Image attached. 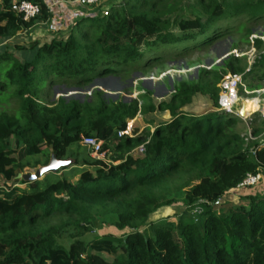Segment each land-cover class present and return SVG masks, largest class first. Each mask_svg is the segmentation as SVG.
Here are the masks:
<instances>
[{
    "label": "trees",
    "instance_id": "16d2710c",
    "mask_svg": "<svg viewBox=\"0 0 264 264\" xmlns=\"http://www.w3.org/2000/svg\"><path fill=\"white\" fill-rule=\"evenodd\" d=\"M19 1L0 0V264H264V122L246 136L237 128L242 118L217 103V84L227 72L264 80V52L248 72L245 58L234 54L221 70L200 68L194 83L181 82L158 100L144 91L114 102L100 90L82 102L42 99L53 83L82 87L143 69L158 60L145 58L162 44L208 46L229 28L218 29V22L263 19L264 0L80 4L90 13L42 43L14 39L51 20V0H26L39 7L27 22L16 11ZM244 29L242 41L262 49L264 40H251ZM13 100L16 106L6 107ZM131 120L132 135L118 136ZM84 136L102 141L109 162L91 156ZM52 154L72 161L55 181L40 187L39 180L16 178L27 167L46 165ZM250 174H260L258 182L239 187ZM235 190L246 194L218 205ZM105 227L122 234L85 237Z\"/></svg>",
    "mask_w": 264,
    "mask_h": 264
},
{
    "label": "rangeland",
    "instance_id": "374dc122",
    "mask_svg": "<svg viewBox=\"0 0 264 264\" xmlns=\"http://www.w3.org/2000/svg\"><path fill=\"white\" fill-rule=\"evenodd\" d=\"M101 5L103 8H107L108 6L104 0ZM96 6L98 7L99 5ZM90 9L97 11L95 7H91ZM190 11V7H184V10H182L184 15H190ZM240 23L243 27L242 32L237 31V26ZM217 27L220 30H223V28L226 27L229 28H227L224 35L213 41L208 46L202 45L191 48L192 45H190L189 41L183 44L182 47L181 45L171 46L168 44H162L157 49L147 54L145 58L149 59L154 58V56H158V60L151 62L143 69H132L123 78L118 75L111 74L96 77L89 84L82 87L53 83L48 86V91L42 96V99L44 102H52L58 97H62L65 100L75 99L82 102L89 99L93 90H100L103 92V97L105 99H109L114 102L117 100H121L126 103L130 102L132 99H137L139 94H142L144 91H149L151 93V97L158 100L165 98L164 96L173 92V89L176 88L175 86L181 82H188L189 84L194 83L197 80L200 68L221 70L223 67L222 61L229 55L235 53L238 54L239 57L243 56L246 62L245 68H250L256 55H258L259 52H264V45L262 49H257L253 46L252 41L248 44L242 41V34L244 33L245 27L249 28L252 32L249 37L250 39L259 38L264 40V18L257 20L256 22H249L247 17L242 15L237 18H231L226 21L223 20L218 22ZM203 38L204 36H199L198 42H201ZM184 45H189L190 48H187L189 46L185 47ZM185 48L187 49L184 50ZM248 83L259 84L262 88H259V90L254 93L247 91V89L246 92L244 90L240 91L238 88V101L235 106V110L239 112V117L242 118L243 121L237 124V128L246 136H250V132L253 127L261 126L264 122V115L261 112V108L264 106V80H261L260 82L250 78L246 81L243 80L245 88H247L246 86ZM154 92H157L156 95H154ZM253 104H256V107L253 106ZM3 106L5 107V105ZM15 106L16 104L13 100L6 107L14 108ZM247 107L250 108V110L246 111ZM1 108L2 107L0 106V110ZM241 111H243V114H241ZM256 112L260 113L259 116H254ZM139 122L142 127V122ZM35 169L36 168L33 167H27L22 173H31L34 172ZM64 173L67 172H63L62 174ZM65 175L67 176L68 174ZM57 178L58 176L56 173L47 172L40 179H38V184L40 187H43L46 184L55 181ZM75 179H77V175L74 176L71 181H74ZM16 185L19 186L18 188L22 189H27L26 187L28 186L22 183H18ZM241 192H243V190L228 193L225 197L219 200L218 205L227 206L226 204L238 202V193ZM243 194H246V192H243ZM167 214L168 212L165 213V216H167ZM170 220L176 222L177 218L171 217ZM95 234H112L115 236H121L122 232L112 227H105L103 229H95L92 233L85 237L90 239V237ZM62 243L64 245H68L67 239H64Z\"/></svg>",
    "mask_w": 264,
    "mask_h": 264
},
{
    "label": "built area",
    "instance_id": "2783aa9c",
    "mask_svg": "<svg viewBox=\"0 0 264 264\" xmlns=\"http://www.w3.org/2000/svg\"><path fill=\"white\" fill-rule=\"evenodd\" d=\"M102 0H53V4H57L60 2L63 3H79L84 5H95L100 3ZM16 11L20 14L23 21L27 22L33 18H35L39 14V7L36 4H33L26 0H21L16 4ZM103 15L108 14V9L103 10ZM253 38H251L252 40ZM235 53V52H234ZM235 56H239L238 54H234ZM250 66V65H249ZM250 68H246L245 72H248ZM219 87L218 93V108L220 111L231 114L234 116H240L239 112L235 110V106L238 101L237 91L238 88L242 87L246 92L245 85L243 84V74L242 73H225L222 75L219 83L217 84ZM248 91V90H247ZM251 93L257 92V90L249 91ZM264 92V91H263ZM264 101V100H263ZM261 112L264 115V106L261 108ZM132 135V126L130 123H127L126 129L119 131L118 136L122 135ZM81 144L90 150V154L93 158L102 159L105 162H109L106 157V153L101 151L102 141L93 136H84L81 140ZM136 152L141 154L144 152V145H139L136 148ZM260 179V174L255 175H247L246 178L238 185L239 187H249L255 185ZM194 211H200L196 208Z\"/></svg>",
    "mask_w": 264,
    "mask_h": 264
},
{
    "label": "crops",
    "instance_id": "0c3cea01",
    "mask_svg": "<svg viewBox=\"0 0 264 264\" xmlns=\"http://www.w3.org/2000/svg\"><path fill=\"white\" fill-rule=\"evenodd\" d=\"M12 1L14 2L15 0H12ZM52 3H53V0H51V4H50V10L52 13V17H51V20L47 24L44 23L41 26L40 25L36 26L28 34L25 33L23 36H19L14 40L19 41L23 37L24 38L30 37V40H38L41 43L49 41L52 36L57 34L58 31L61 34H65L69 29L68 26H69L70 22L73 19H75L78 15L82 14V12H83V14H89L90 13V10L85 9L83 6H81L78 3L60 2L57 4H53V5H52ZM7 42H8V44H11L13 42V38ZM170 93H168L164 97L169 96ZM206 106H207V103L204 100H202L200 107L205 108ZM166 116H168V114ZM137 118L139 119V118H141V116L138 115ZM129 123L132 126L133 120H131ZM144 127L145 126L142 125V127H140V130L143 129ZM235 191L237 192L238 190H235ZM235 191H231V192H235ZM231 192H229V193H231ZM238 197H239V195H238Z\"/></svg>",
    "mask_w": 264,
    "mask_h": 264
},
{
    "label": "water",
    "instance_id": "95a60500",
    "mask_svg": "<svg viewBox=\"0 0 264 264\" xmlns=\"http://www.w3.org/2000/svg\"><path fill=\"white\" fill-rule=\"evenodd\" d=\"M156 93L157 92H154V95H156ZM241 114H243V111H241ZM71 162L72 161L70 159H57L52 154L46 165L36 168L35 171L31 173H19L16 178L22 179L26 182H32L40 179L47 172L57 173L60 168L68 166Z\"/></svg>",
    "mask_w": 264,
    "mask_h": 264
},
{
    "label": "bare ground",
    "instance_id": "6f19581e",
    "mask_svg": "<svg viewBox=\"0 0 264 264\" xmlns=\"http://www.w3.org/2000/svg\"><path fill=\"white\" fill-rule=\"evenodd\" d=\"M256 104H258V103H256Z\"/></svg>",
    "mask_w": 264,
    "mask_h": 264
}]
</instances>
